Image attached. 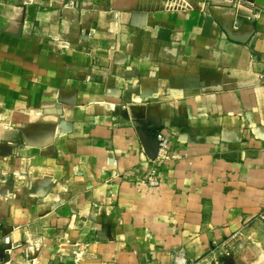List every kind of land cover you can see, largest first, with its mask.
Masks as SVG:
<instances>
[{
  "label": "crops",
  "instance_id": "0c3cea01",
  "mask_svg": "<svg viewBox=\"0 0 264 264\" xmlns=\"http://www.w3.org/2000/svg\"><path fill=\"white\" fill-rule=\"evenodd\" d=\"M185 1L0 0L3 264L192 263L258 213L264 0Z\"/></svg>",
  "mask_w": 264,
  "mask_h": 264
},
{
  "label": "built area",
  "instance_id": "2783aa9c",
  "mask_svg": "<svg viewBox=\"0 0 264 264\" xmlns=\"http://www.w3.org/2000/svg\"><path fill=\"white\" fill-rule=\"evenodd\" d=\"M175 2H177L179 6L187 5V2L185 0H175ZM154 140L157 144V150L155 156L151 159V161L155 166L152 165L148 167L144 171L143 175L135 181L137 187L148 191L155 190L161 181L159 167H161L167 161L175 160L179 156L176 153L170 151L168 146V137L161 129L155 131ZM254 219L260 220L264 225V203L260 207L258 213H256V215L251 218V220ZM240 233L241 231H236L230 237L227 238L225 243H223L222 249H225L226 254L228 253L229 249L235 248V246H241L240 243H236V238L239 236ZM3 241L8 242V237L5 236L3 238ZM8 249L9 248H6V254H8ZM4 262L5 261L1 260L0 264H3ZM172 262L174 264H199V261L196 263H189L182 250L177 251L173 255ZM215 263L217 264V262Z\"/></svg>",
  "mask_w": 264,
  "mask_h": 264
},
{
  "label": "rangeland",
  "instance_id": "374dc122",
  "mask_svg": "<svg viewBox=\"0 0 264 264\" xmlns=\"http://www.w3.org/2000/svg\"><path fill=\"white\" fill-rule=\"evenodd\" d=\"M256 215V214H255ZM254 222L257 224L247 229ZM236 243L241 246H235L225 253V249L212 250L205 254L203 258L195 260L199 264H264V225L258 220H250L246 223V228L241 231L236 238Z\"/></svg>",
  "mask_w": 264,
  "mask_h": 264
},
{
  "label": "water",
  "instance_id": "95a60500",
  "mask_svg": "<svg viewBox=\"0 0 264 264\" xmlns=\"http://www.w3.org/2000/svg\"><path fill=\"white\" fill-rule=\"evenodd\" d=\"M156 150H157V144L155 142V140L153 141V148H152V152H151V157L153 158L156 154ZM7 255L4 257L3 261L7 260Z\"/></svg>",
  "mask_w": 264,
  "mask_h": 264
}]
</instances>
